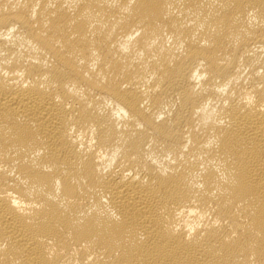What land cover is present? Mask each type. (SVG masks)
<instances>
[{
	"label": "bare ground",
	"instance_id": "bare-ground-1",
	"mask_svg": "<svg viewBox=\"0 0 264 264\" xmlns=\"http://www.w3.org/2000/svg\"><path fill=\"white\" fill-rule=\"evenodd\" d=\"M0 264H264V0H0Z\"/></svg>",
	"mask_w": 264,
	"mask_h": 264
}]
</instances>
